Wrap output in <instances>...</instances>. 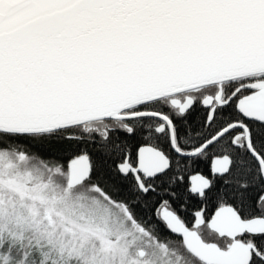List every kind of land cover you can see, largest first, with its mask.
Returning <instances> with one entry per match:
<instances>
[{"label":"snow or ice","instance_id":"snow-or-ice-1","mask_svg":"<svg viewBox=\"0 0 264 264\" xmlns=\"http://www.w3.org/2000/svg\"><path fill=\"white\" fill-rule=\"evenodd\" d=\"M0 264H264V0H0Z\"/></svg>","mask_w":264,"mask_h":264}]
</instances>
